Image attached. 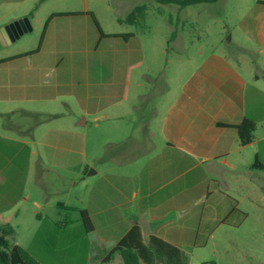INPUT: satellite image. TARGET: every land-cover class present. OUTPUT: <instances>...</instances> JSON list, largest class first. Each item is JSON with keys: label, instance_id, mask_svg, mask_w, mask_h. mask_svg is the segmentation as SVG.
Masks as SVG:
<instances>
[{"label": "crops", "instance_id": "crops-1", "mask_svg": "<svg viewBox=\"0 0 264 264\" xmlns=\"http://www.w3.org/2000/svg\"><path fill=\"white\" fill-rule=\"evenodd\" d=\"M39 1L0 0V28L17 23L23 33L31 31L36 17L22 8ZM59 17H81L84 35L95 38L87 14L57 15L39 50L26 55L28 62L0 63V225L13 228L24 200L39 230L64 228L65 220L44 212L45 178L53 167L81 176L83 184L73 194L81 204L74 205L86 211L97 232V243L89 240L85 249V259L96 264H123L118 253L104 258L133 225L144 241L155 235L182 249L214 244L218 231L238 230L251 215L264 216V169L251 166L255 158L264 166V94L257 87L264 74V13L245 24L258 47L247 52L259 62L244 67L238 58L209 54L171 93L166 80L139 72L140 49H110L102 62L82 61L81 22H55ZM128 34L127 43L134 37ZM161 83L165 95H159ZM20 103L17 119L7 106ZM6 113L12 115L7 123ZM244 117L256 129L252 142L241 145L233 126ZM89 120L93 129L103 124L104 136L88 156L80 129ZM90 168L94 173L87 174ZM27 173L33 186L25 197L17 196L16 184L25 183Z\"/></svg>", "mask_w": 264, "mask_h": 264}, {"label": "rangeland", "instance_id": "rangeland-1", "mask_svg": "<svg viewBox=\"0 0 264 264\" xmlns=\"http://www.w3.org/2000/svg\"><path fill=\"white\" fill-rule=\"evenodd\" d=\"M262 1L264 0H216L179 7L154 0H41L22 8L29 11V16L35 15L34 28L9 44L4 45L0 41V57L34 50L38 46L42 27L53 11L87 9L94 13L103 33H133L134 37L129 43L124 37L101 39L88 15L87 23L95 34V38L91 39L89 33L87 36L83 33L84 19L59 17L55 22H81V60L102 62L103 57L109 55L110 49H140L144 60L139 72L145 73L152 81L166 80L164 86L168 85L171 93L180 89L181 82L189 79L209 54L222 53L231 60L238 58L244 67L259 62L252 52H247V49L256 50L258 47L248 38L250 34L245 24L264 13V7L259 5ZM138 5H144L145 10L134 23L119 21ZM171 32H175V37L168 42ZM25 57L26 55L17 58L18 63L28 62L30 57ZM116 58L118 60L119 53ZM164 86L160 87L164 90L159 95L168 93ZM257 87L264 94V82L261 79L257 82ZM23 106V103L11 104L7 109H15V118L18 119L23 113L20 109ZM10 117L12 115L6 113L4 121L7 123ZM80 130L85 135V149L89 156L102 140L104 126L101 124L93 129L89 120L87 127L82 126ZM100 153L103 155L104 150ZM80 177L69 167L50 168L45 178L49 203L44 212L47 218L65 220L64 228L59 224L58 229L39 230L25 211V206L29 207L30 203L20 200V213L12 224L13 234L7 238L9 245L16 244L27 252H32L41 264H96L95 260L85 259V249L87 241L97 243V232L85 228L80 210L74 205L81 204L74 201L73 197L80 184H83ZM91 177L87 176L86 180L89 181ZM32 186L33 179L27 173L25 183L16 184V195L25 197ZM57 201L65 202V207L59 206ZM42 217L45 218L43 215ZM215 240L214 244L209 242L205 246L182 248L186 264H264V216L251 215L238 230L224 233L218 231ZM94 250L98 251L97 248Z\"/></svg>", "mask_w": 264, "mask_h": 264}, {"label": "trees", "instance_id": "trees-1", "mask_svg": "<svg viewBox=\"0 0 264 264\" xmlns=\"http://www.w3.org/2000/svg\"><path fill=\"white\" fill-rule=\"evenodd\" d=\"M161 4H174L179 7H185L188 5H195L200 3H211L216 0H154ZM261 3H264L262 1ZM145 10L144 5L135 6L124 18L119 19V21H124L127 23H134L137 18H139ZM89 15L96 28L98 29L100 38L104 37H124L126 39L131 34H105L102 32L100 25L95 17V15L90 12H73V13H52L49 15L45 21L41 37L39 39L38 46L29 52L14 55L12 57L0 59V63L17 59L28 54L35 53L39 50L41 42L45 33V30L50 22V20L57 15ZM175 37V32H171V41ZM264 81V74L261 76ZM238 135V140L241 145H246L252 142L254 139V131L256 129V122L249 118H242L239 123L233 126ZM264 128V126H263ZM253 168L264 169V166L255 158L251 165ZM81 220L87 230H91V223L86 214V211H81ZM13 234V228L9 224L0 225V264H41L36 260L31 254H29L24 248L19 245L13 244L9 245L7 238ZM120 254L123 264H186V257L184 251L174 246L167 241L155 236L150 235L147 240L144 241L140 227L138 225H133L113 246L106 254L104 261L110 260L114 254Z\"/></svg>", "mask_w": 264, "mask_h": 264}, {"label": "water", "instance_id": "water-1", "mask_svg": "<svg viewBox=\"0 0 264 264\" xmlns=\"http://www.w3.org/2000/svg\"><path fill=\"white\" fill-rule=\"evenodd\" d=\"M27 31L26 29L24 30ZM23 32L19 29V25L17 23L9 24L8 26H4L0 28V41L1 37L6 42L13 41L14 39L18 38ZM94 173L93 169L88 170V174Z\"/></svg>", "mask_w": 264, "mask_h": 264}]
</instances>
